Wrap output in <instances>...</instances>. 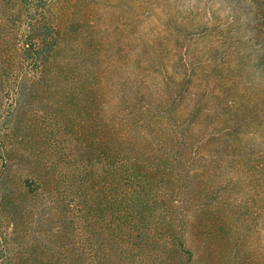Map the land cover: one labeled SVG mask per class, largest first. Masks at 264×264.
<instances>
[{"label": "rangeland", "instance_id": "1", "mask_svg": "<svg viewBox=\"0 0 264 264\" xmlns=\"http://www.w3.org/2000/svg\"><path fill=\"white\" fill-rule=\"evenodd\" d=\"M48 1L59 46L44 77L0 30V264H264V0ZM122 89L174 103L192 131L168 162L176 207L161 189L140 215L119 199L116 154L90 129L119 107L91 101Z\"/></svg>", "mask_w": 264, "mask_h": 264}, {"label": "trees", "instance_id": "2", "mask_svg": "<svg viewBox=\"0 0 264 264\" xmlns=\"http://www.w3.org/2000/svg\"><path fill=\"white\" fill-rule=\"evenodd\" d=\"M0 1L5 5V13L0 17L2 26L0 30L4 32L7 29L10 38L5 41L10 40L15 44L12 48V55L16 56L17 60L14 62L24 69V75L27 78L37 81L51 71L59 46L58 30L49 1ZM1 45L2 41L0 40V48ZM114 100L115 104L112 105V99L108 97V94L101 93L97 95L94 102L91 101L92 104L98 102L100 107L107 110H111L112 106L116 105L119 106L116 108L119 110L112 108L114 117L109 113L101 123H97L93 118L90 132L95 137L98 135L96 132L99 129L102 137L101 144L105 145L108 150L107 155L109 156L110 152L116 154L117 165L113 172L117 173V183L120 184L121 180H124L119 199L122 202L126 201L125 210L137 209L140 211V213L138 212L140 215L142 209L148 206L143 199L144 191L147 189L152 192L153 196V191L161 189L157 196L161 199L164 207L169 196H171L170 207H176L179 201L175 202L172 197L179 190L182 191L183 186H181V179L168 177L171 175L169 170L172 171L174 168L176 171V166L168 162L170 160L178 161L182 154L188 151L187 144L185 145L184 142L187 131L192 133L190 127L185 126L183 117L177 118L178 116L168 112V109L170 110L171 106L175 108V105L173 103L166 107L167 99L156 106L157 101L150 94L143 95L141 91L132 94L128 90L122 89L119 95L114 96ZM143 100L145 101L142 104ZM167 112L171 123L169 122L170 125L168 123L166 128ZM190 112H193L194 115L200 114L199 109ZM218 112L216 114L223 115L225 113L235 119L243 118L241 107L238 111ZM146 134L151 135L147 137ZM139 172L141 173L140 179L137 177ZM155 172L161 174L159 178L156 177L157 173L155 174ZM144 173L145 175H143ZM179 211L181 214V209ZM135 215L137 216V214ZM169 216V223L174 225L171 228V233H182L177 224L184 226L183 230H185L186 223L183 217H179L176 224L172 220L176 219L173 217V213ZM160 228L164 232H168L163 227ZM180 237L176 243L178 247L182 248L183 240Z\"/></svg>", "mask_w": 264, "mask_h": 264}]
</instances>
